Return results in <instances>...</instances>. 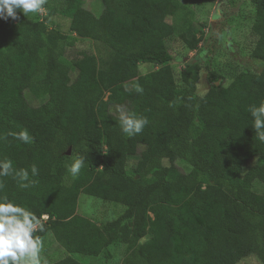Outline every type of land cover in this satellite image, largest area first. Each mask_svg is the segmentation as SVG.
Wrapping results in <instances>:
<instances>
[{
	"label": "trees",
	"instance_id": "1",
	"mask_svg": "<svg viewBox=\"0 0 264 264\" xmlns=\"http://www.w3.org/2000/svg\"><path fill=\"white\" fill-rule=\"evenodd\" d=\"M79 1L51 0L47 16L64 6L72 30L108 54L68 65L61 33L0 0V264H24L6 248L24 233L32 242L52 234L67 256L51 264L108 256L118 240L123 264H234L245 254L264 264V193L253 189H264V0H251L261 69L227 86L196 59L177 82L165 45L177 0H100L98 18ZM141 64L159 68L139 76ZM26 91L41 102L29 104ZM177 160L191 170L174 172ZM80 194L124 212L97 224L77 214Z\"/></svg>",
	"mask_w": 264,
	"mask_h": 264
},
{
	"label": "rangeland",
	"instance_id": "2",
	"mask_svg": "<svg viewBox=\"0 0 264 264\" xmlns=\"http://www.w3.org/2000/svg\"><path fill=\"white\" fill-rule=\"evenodd\" d=\"M18 2L21 11L28 18L44 20L49 29L58 31L66 38L63 60L68 65L86 54L95 55L98 59L107 57L106 47L95 39L81 37L72 30V13L65 10L64 6L57 8L53 15L48 17V9L45 5L54 6L51 0H18ZM177 2L179 8L176 14L166 20L172 25L173 32L165 39L166 48L173 56V61L169 63V66L177 82L185 67L184 63L191 59H196L202 69L208 65L218 73L222 77L223 86H227L238 76L257 77L261 64L251 57L256 43V36L251 30L254 18L251 0H177ZM79 4L94 18H98L103 11L100 0H80ZM193 37L197 43L194 49H190L189 42ZM158 68L151 64H141L137 74L145 75ZM76 74L74 69L70 71L71 81L75 79ZM208 89L206 72L202 70L197 84V94L203 96ZM25 98L32 105H38L41 102L29 91L25 92ZM110 112L116 115L121 113L114 107L110 108ZM238 155L249 166L256 162L242 152ZM135 163V159H129L127 168L131 169ZM163 164L168 166L166 160ZM190 170L191 167L184 161L177 160L174 164V172L187 173ZM253 189L260 194L264 193V189L256 181L253 182ZM124 209L125 207L121 205L84 194H80L77 200V214L90 218L97 224L116 220L122 215ZM44 222H38V224ZM31 230L34 229L31 228ZM149 237L147 233L140 242H144ZM6 248L12 255L20 258L24 264H51L67 256L51 233L38 242L28 240L24 233L14 244ZM124 251L125 245L118 240L109 247L108 256H74V258L81 264H123ZM234 264H259V262L254 256L245 254Z\"/></svg>",
	"mask_w": 264,
	"mask_h": 264
},
{
	"label": "built area",
	"instance_id": "3",
	"mask_svg": "<svg viewBox=\"0 0 264 264\" xmlns=\"http://www.w3.org/2000/svg\"><path fill=\"white\" fill-rule=\"evenodd\" d=\"M41 220H42V221H41ZM46 220H47V216H42L41 219L39 220V222H44V221H46ZM37 225H38V224H37ZM37 225L32 226V229L35 230V229L37 228V227H36Z\"/></svg>",
	"mask_w": 264,
	"mask_h": 264
},
{
	"label": "water",
	"instance_id": "4",
	"mask_svg": "<svg viewBox=\"0 0 264 264\" xmlns=\"http://www.w3.org/2000/svg\"><path fill=\"white\" fill-rule=\"evenodd\" d=\"M216 85H218V83H216Z\"/></svg>",
	"mask_w": 264,
	"mask_h": 264
}]
</instances>
